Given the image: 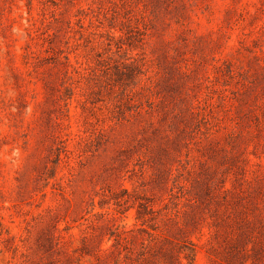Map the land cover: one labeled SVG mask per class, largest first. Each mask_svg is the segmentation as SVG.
Returning <instances> with one entry per match:
<instances>
[{
	"label": "rangeland",
	"instance_id": "1",
	"mask_svg": "<svg viewBox=\"0 0 264 264\" xmlns=\"http://www.w3.org/2000/svg\"><path fill=\"white\" fill-rule=\"evenodd\" d=\"M0 264H264V0H0Z\"/></svg>",
	"mask_w": 264,
	"mask_h": 264
}]
</instances>
